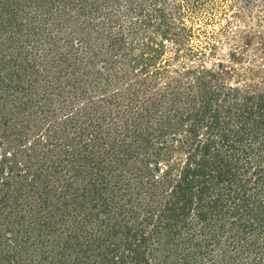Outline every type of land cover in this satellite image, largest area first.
Here are the masks:
<instances>
[{
    "label": "trees",
    "instance_id": "trees-1",
    "mask_svg": "<svg viewBox=\"0 0 264 264\" xmlns=\"http://www.w3.org/2000/svg\"><path fill=\"white\" fill-rule=\"evenodd\" d=\"M111 3L0 0V264H178L225 216L237 246L264 237V101L162 67L171 13L155 5L147 36ZM63 110L62 140L39 150L31 130Z\"/></svg>",
    "mask_w": 264,
    "mask_h": 264
},
{
    "label": "rangeland",
    "instance_id": "rangeland-1",
    "mask_svg": "<svg viewBox=\"0 0 264 264\" xmlns=\"http://www.w3.org/2000/svg\"><path fill=\"white\" fill-rule=\"evenodd\" d=\"M121 1L123 3L118 8L120 12L131 10L120 22L124 26H133L137 24L133 21L135 19L145 21L146 25L144 22L142 24L143 29L147 30V36L155 33L147 23L152 21L151 18L159 20L156 16L157 12H152L155 5L171 13L172 21L176 23L178 27L176 30L180 34L176 38L173 36L165 38L169 50L173 51L165 53L161 59L162 67H168L170 70L178 68L185 70L189 67L196 70L209 69L220 75L214 84L217 86L219 83L220 88L224 87L225 94H228L230 89H235L232 97L237 92L238 103L250 107L258 100L264 101V0H138L141 8H137L136 5L135 9L132 5H135L134 1L137 0ZM106 2L108 5H113L112 0ZM137 28H141L139 23ZM163 35L157 34L158 41ZM182 36H184V46L177 57L174 48L178 47L176 41ZM103 40L92 39L91 44L100 45L104 43ZM82 49H87L86 45H83ZM167 61H170V65ZM129 64L128 62L127 69H130ZM172 75L177 76L176 73ZM227 94L224 98L229 99ZM232 97L230 99L234 101ZM84 102L87 105L91 103L86 100ZM100 103L103 104L104 101ZM75 106L81 108L83 104H75ZM108 107L106 105V108ZM261 112L263 113L264 109ZM69 114V110H63L58 111V114L55 113L54 117L48 116L44 126H37L31 130V143H37L39 150L40 143H48L50 148L52 143H59L65 132L59 121ZM156 152L153 149V153ZM187 154H176L175 161L171 162L176 163L180 170L190 157ZM154 157V159L158 158L156 155ZM253 170L252 167L249 172ZM237 218V215L225 216L220 221L225 230L217 233L213 230L208 231V234L203 235L204 239L196 232L197 234L192 237L194 243L179 252L174 258L175 263L183 264L185 256L189 255V264H264L263 236L257 239L253 246L242 241L237 246L236 241L228 238L230 232L227 231V226L230 227L229 229L233 228L232 222ZM219 228L221 227L218 224L216 229ZM256 244L260 245L262 259L255 253ZM252 248L254 252L251 253L249 249Z\"/></svg>",
    "mask_w": 264,
    "mask_h": 264
}]
</instances>
